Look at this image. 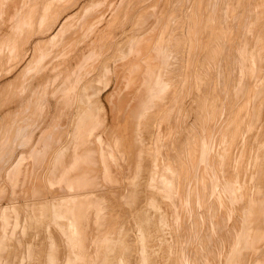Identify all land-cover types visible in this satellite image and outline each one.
<instances>
[{
    "label": "rangeland",
    "instance_id": "rangeland-1",
    "mask_svg": "<svg viewBox=\"0 0 264 264\" xmlns=\"http://www.w3.org/2000/svg\"><path fill=\"white\" fill-rule=\"evenodd\" d=\"M262 31L264 0H0V264H264Z\"/></svg>",
    "mask_w": 264,
    "mask_h": 264
},
{
    "label": "bare ground",
    "instance_id": "bare-ground-1",
    "mask_svg": "<svg viewBox=\"0 0 264 264\" xmlns=\"http://www.w3.org/2000/svg\"><path fill=\"white\" fill-rule=\"evenodd\" d=\"M11 6V5H10ZM6 14V13H5ZM104 13H102V12H100V11H94V12H92V13H90L88 16H87V18H86V20H85V22L83 23L84 24V27H89V25H91L92 23H93V21L96 19V18H98L99 16H102ZM6 18V17H5ZM253 23V22H252ZM216 24V23H215ZM83 27V26H82ZM215 27V26H214ZM213 27V28H214ZM219 27V26H218ZM220 29V28H219ZM81 30H82V28H81ZM81 30H79L78 31V33H77V37L79 38L80 37V35L79 34H81ZM220 32V31H219ZM231 32V31H230ZM263 32V31H262ZM224 33V32H223ZM220 34V33H219ZM263 34H264V32H263ZM241 35V34H240ZM199 36V35H198ZM207 36V35H206ZM213 36V35H212ZM256 36V35H255ZM203 37V36H202ZM72 38V37H71ZM71 38H69V40L71 39ZM214 38H215V36H214ZM207 41V40H206ZM252 41V40H251ZM215 42H216V40H215ZM237 42V41H236ZM239 42V41H238ZM220 43H221V41H220ZM204 44H206V42L204 43ZM211 45V44H210ZM215 45V44H214ZM221 45V44H220ZM213 46V45H212ZM215 47V46H214ZM214 47H213V49H214ZM204 48V47H203ZM220 48V47H219ZM250 48V47H249ZM248 48V49H249ZM208 49H210V47H208ZM230 49V48H229ZM212 50V49H211ZM217 50V49H216ZM206 51V50H205ZM208 51V50H207ZM206 51V52H207ZM213 51H215V50H213ZM205 52V53H206ZM209 52V51H208ZM207 52V53H208ZM216 52V51H215ZM253 52V51H252ZM255 52V51H254ZM210 54V53H209ZM216 54V53H215ZM214 55V54H213ZM232 55V54H231ZM254 55V54H253ZM210 56H211V54H210ZM224 56H226V55H224ZM251 56H252V54H251ZM264 56V55H263ZM220 59V58H219ZM226 59V58H225ZM236 59V58H235ZM217 60V59H216ZM231 60V59H230ZM229 60V61H230ZM225 62V61H224ZM224 62H223V64H224ZM232 63V62H231ZM251 63V62H250ZM255 63V62H254ZM203 64V63H202ZM215 64V63H214ZM234 64V63H233ZM237 63H235V65H236ZM216 66V65H215ZM230 66H232V65H230ZM234 66V65H233ZM232 66V67H233ZM201 67V66H200ZM207 67V66H206ZM205 67V68H206ZM224 67V66H223ZM235 67V66H234ZM233 67V68H234ZM237 67H238V65H237ZM242 67V66H241ZM255 67V66H254ZM204 68V67H203ZM216 68V67H215ZM247 68V67H246ZM250 68H251V66H250ZM263 68V71H264V67H262ZM261 68V69H262ZM203 71V70H202ZM216 71V70H215ZM221 71V70H220ZM226 71H228V70H226ZM225 71V72H226ZM205 72H208V71H205ZM204 73V72H203ZM210 73V72H209ZM222 73H223V71H222ZM232 73V72H231ZM239 73V72H238ZM214 74H215V72H214ZM234 75H235V73H233ZM254 74V73H253ZM221 76V75H220ZM237 76V75H236ZM233 77V76H232ZM231 78V77H230ZM237 78L239 79L240 77H238L237 76ZM236 78V81L238 80ZM206 78H204V80H205ZM211 79V78H210ZM223 80H225V77L224 78H222ZM235 78H233V80H234ZM249 79V78H248ZM248 79H246V80H248ZM220 80H221V78H220ZM230 80H232V79H230ZM239 81V80H238ZM221 82H222V80H221ZM235 82V81H234ZM240 82V81H239ZM215 83V82H214ZM213 83V84H214ZM220 83V82H219ZM223 83V82H222ZM225 83V82H224ZM229 83V82H228ZM201 84V83H200ZM207 84V83H206ZM205 84V85H206ZM235 84H237L236 82H235ZM234 84V85H235ZM239 84V83H238ZM214 85H216V84H214ZM199 86V85H198ZM202 87V86H201ZM213 87V86H212ZM211 87V88H212ZM208 89V88H207ZM205 92V91H204ZM231 92V91H230ZM225 93V92H224ZM203 94V93H202ZM221 94V93H220ZM211 95V94H210ZM209 95V96H210ZM229 95V94H228ZM217 96V95H216ZM224 97V96H223ZM211 98V97H210ZM223 100V99H222ZM232 100V99H231ZM210 101V100H209ZM198 109V108H197ZM205 111V110H204ZM226 112V111H225ZM234 112V111H233ZM115 116H113L112 115V118L114 119V120H116V123L114 124V125H112V127L110 128V129H112V130H109V132H108V137H109V140L111 141V143H113V145H114V147H115V150L117 151V153L119 154V156L120 155H123V154H125V157H127V156H129V155H131V153L129 152L131 149H132V147H131V145L133 144H130V138H128L127 137V131H125L124 129H123V127H124V123H122V116L118 113V111L116 110L115 111ZM213 113V112H212ZM220 113V112H219ZM223 113V112H222ZM244 113V112H243ZM221 114V113H220ZM218 115V114H217ZM223 117V116H222ZM198 120V119H197ZM212 120H213V118H212ZM223 121V120H222ZM213 123V122H212ZM245 123V122H244ZM184 124V123H183ZM204 124V123H203ZM228 124V123H227ZM234 125V124H233ZM196 126V125H195ZM173 127V126H172ZM181 127H183V126H181ZM212 127V125L210 126V128ZM219 127V126H218ZM197 128V127H196ZM213 128V127H212ZM233 128V127H232ZM214 129H215V127H214ZM214 129H213V131H214ZM211 130V129H210ZM218 130H219V128H218ZM237 130V129H236ZM204 131V130H203ZM181 132V131H180ZM193 132V131H192ZM200 132V131H199ZM207 132V131H206ZM210 132V131H209ZM207 133V134H210V133ZM235 132V131H234ZM216 133V132H215ZM219 133V132H218ZM233 133V132H232ZM187 134H188V132H187ZM254 134V133H253ZM200 135V134H199ZM212 135V134H211ZM213 135H216V134H214L213 133ZM232 135V134H231ZM201 136V135H200ZM207 136V135H206ZM206 136H204V138L206 137ZM218 136V135H217ZM233 137V136H232ZM207 138V137H206ZM209 138V137H208ZM207 138V139H208ZM252 138V137H251ZM189 139V138H188ZM214 139V138H213ZM236 139V138H235ZM200 141H202V140H200ZM211 141V140H210ZM212 142V141H211ZM216 142V141H215ZM235 144V143H234ZM237 144H239V143H237ZM248 145V144H247ZM249 145H251V143H249ZM134 147H135V145H133ZM216 146V145H215ZM238 146V145H237ZM262 146V145H261ZM183 147V146H182ZM264 148V147H263ZM80 149V148H79ZM212 144H210V143H205L204 141H202V145H201V150L199 151L200 153V164H201V166H202V168H203V170H205L207 173H208V182H209V195H210V197H213L214 198V202L216 201V203H217V208L218 209H222V210H224L223 208L225 207V203H224V198H223V193H222V191H220L219 190V183H220V181H219V179H218V176L216 175L217 173H215V171H214V169L212 168V166L210 165V161L209 160H211L210 159V153H211V151H212ZM234 149V148H233ZM262 152V151H261ZM197 154H198V152H197ZM230 154V153H229ZM237 154V153H236ZM232 155V154H231ZM258 155V154H257ZM178 156V155H177ZM254 157V156H253ZM254 159V158H253ZM231 160V159H230ZM244 163V162H243ZM231 164V163H230ZM252 164V163H251ZM241 165H242V163H241ZM173 166V165H172ZM177 166V165H176ZM174 167V166H173ZM215 167V166H214ZM242 167V166H241ZM239 169V168H238ZM204 171V172H205ZM239 171V170H238ZM245 171V170H244ZM240 173H241V171H240ZM229 175V174H228ZM248 175V174H247ZM196 179V178H195ZM246 180V179H245ZM263 181V180H262ZM179 182V181H178ZM222 182V181H221ZM240 183V182H239ZM223 185V184H222ZM246 185V184H245ZM173 188V187H172ZM223 188V187H222ZM229 189V188H228ZM224 191H225V189H224ZM228 191V190H227ZM225 194V193H224ZM227 194V193H226ZM153 197H154V195H153ZM228 197V196H227ZM232 197V196H231ZM145 199V198H144ZM228 199V198H227ZM262 199V198H261ZM231 200H233V199H231ZM236 200V199H235ZM226 201V200H225ZM234 201V200H233ZM126 202V201H125ZM147 202V201H146ZM237 202H239V201H237ZM128 204V203H127ZM135 204V203H134ZM228 204V203H227ZM136 205V204H135ZM159 205V204H158ZM162 205H164V204H162ZM229 205V204H228ZM239 205V204H238ZM161 206V205H160ZM203 206V205H202ZM237 206V205H236ZM241 206V205H240ZM246 206V205H245ZM105 208V207H104ZM116 208V207H115ZM136 208V207H135ZM165 208V207H164ZM234 208V207H233ZM236 208V207H235ZM238 208V207H237ZM236 208V209H237ZM124 209V208H123ZM227 209H228V207H227ZM239 209V208H238ZM244 209V208H243ZM149 210V209H148ZM155 210V209H154ZM157 210V209H156ZM166 210H167V208H166ZM194 210V209H193ZM140 211V210H139ZM230 211V210H229ZM238 211V210H237ZM240 211V210H239ZM238 211V212H239ZM256 211V209H254V212ZM108 212V211H107ZM145 212V211H144ZM143 212V213H144ZM153 212V211H152ZM169 212V211H168ZM226 212H227V210H226ZM233 212H235V211H233ZM242 212V211H241ZM240 212V213H241ZM131 213V212H130ZM133 213V212H132ZM142 213V212H141ZM232 213V212H231ZM251 213V212H250ZM144 214H146V213H144ZM168 214V213H167ZM244 214H245V212H244ZM89 215V214H88ZM162 215V214H161ZM91 217V216H90ZM114 217V216H113ZM164 217V216H163ZM233 217L234 216H232V219H233ZM237 217H238V214H237ZM252 218H253V216H251ZM138 218V217H137ZM144 218V217H143ZM248 218H250V216L248 217ZM248 218H246V219H248ZM245 219V218H244ZM90 220V219H89ZM89 220H87V222L89 221ZM131 220V219H130ZM166 220V219H165ZM231 220V219H230ZM235 220V219H234ZM240 220V219H239ZM170 221V220H169ZM246 221V220H245ZM132 222V221H131ZM145 222V221H144ZM207 222V221H206ZM237 222V221H236ZM244 222V221H243ZM147 223V222H146ZM246 223H247V221H246ZM246 223H245V225H246ZM248 223H251V222H248ZM244 224V223H243ZM242 224V225H243ZM158 225V224H157ZM166 225V224H165ZM227 225V224H226ZM240 225H241V222H240V224H239V227H240ZM248 225V224H247ZM246 225V226H247ZM146 226V225H145ZM149 226V225H148ZM147 226V227H148ZM190 226H192V225H190ZM127 227V226H126ZM159 227V226H158ZM169 227H171V226H169ZM122 228V227H121ZM130 228V227H129ZM236 228V227H235ZM103 229V228H102ZM147 229V228H146ZM225 229H226V226H225ZM233 229V228H232ZM239 229V228H238ZM240 229H241V227H240ZM253 229V228H252ZM136 230V229H135ZM156 230V229H155ZM236 230V229H235ZM247 230H248V228H247ZM142 231V230H141ZM229 231V230H228ZM244 231V230H243ZM255 231V230H254ZM254 231H253V234H254ZM102 232V231H101ZM109 232V231H108ZM123 232V231H122ZM232 232V231H231ZM242 232V231H241ZM248 232V231H247ZM262 232V231H261ZM110 233V232H109ZM239 233V232H238ZM252 233V232H251ZM250 233V234H251ZM256 233V232H255ZM139 234V233H138ZM155 234V233H154ZM158 234V233H157ZM175 234V233H174ZM125 235V234H124ZM130 235V234H129ZM143 235V234H142ZM148 235V234H147ZM163 235H166V234H163ZM246 235H248V233L246 234ZM246 235H244V236H246ZM118 236V235H117ZM151 236V235H150ZM157 236V235H156ZM251 236L253 237L254 236V238L256 237L255 235H252L251 234ZM250 235H249V237H251ZM125 237V236H124ZM133 237V236H132ZM154 237V236H153ZM159 237V236H158ZM163 237V236H162ZM251 237V238H252ZM103 238H104V236H103ZM106 238V237H105ZM149 238V237H148ZM239 238V237H238ZM245 238V237H244ZM107 239V238H106ZM105 239V240H106ZM158 239V238H157ZM227 239V238H226ZM250 239V238H249ZM249 239H248V241H249ZM257 239V238H256ZM254 240V241H256L257 242V240ZM103 240V239H102ZM123 240H124V238H123ZM147 240V239H146ZM164 240V239H163ZM229 240H230V237H229ZM246 240V239H245ZM117 241V240H116ZM122 241V240H121ZM142 241V240H141ZM145 241V240H144ZM149 241V240H148ZM233 241H234V239H233ZM247 241V240H246ZM247 241V242H248ZM250 241H251V239H250ZM103 242V241H102ZM101 242V247H102V243ZM150 242V241H149ZM156 242V241H155ZM230 242V241H229ZM105 243V242H104ZM117 243V242H116ZM127 243H128V241H127ZM130 243V242H129ZM152 243V242H151ZM232 243V242H231ZM255 243V242H254ZM114 244V243H113ZM122 244V243H121ZM176 244V243H175ZM225 244V241H224V243H223V245ZM233 244H234V242H233ZM232 244V245H233ZM248 244H250L249 242H248ZM103 245H105V244H103ZM119 245V244H118ZM143 245H144V243H143ZM151 245V244H150ZM226 245V244H225ZM255 245V244H254ZM107 246V245H106ZM111 246H112V244H111ZM123 246H124V244H123ZM125 246H126V244H125ZM134 246V245H133ZM231 246V245H230ZM241 246V245H240ZM250 246H251V244H250ZM101 247H100V249H101ZM153 247H155V246H153ZM233 247V246H232ZM248 247H249V245H248ZM254 247V246H253ZM102 248H104V247H102ZM119 248H120V246H119ZM118 248V249H119ZM125 248V247H124ZM124 248H123V250H124ZM143 248V247H142ZM235 248H237V244H234V250L232 249L230 252H228V254H227V258L224 260L225 261V263L226 264H234V256H235V251H236V249ZM245 248H247V247H245ZM111 249H114V247L113 248H111ZM117 249V250H118ZM202 249V248H201ZM205 249V248H204ZM238 249H239V247H238ZM143 250V249H142ZM148 250V249H147ZM155 250V249H154ZM105 251H106V249H105ZM111 252H113V254H115L114 253V250H110ZM122 251V250H121ZM157 251V250H156ZM160 251V250H159ZM162 251V250H161ZM174 251V250H173ZM221 251V250H220ZM245 251V250H244ZM100 252H104L103 250L101 251L100 250ZM109 252V251H108ZM110 252V253H111ZM116 252V251H115ZM119 252V251H118ZM133 252V251H132ZM142 252V251H141ZM143 253V252H142ZM146 253V255L145 254H143L144 255V258L142 259L141 258V264H148L149 262H150V260L149 259H145V257L148 255L147 253L148 252H145ZM163 253V252H162ZM196 253V252H195ZM245 253V252H244ZM244 253H242L243 255H244ZM247 253V252H246ZM245 253V255H248V254H246ZM54 254V253H53ZM52 254V255H53ZM58 254V253H57ZM105 254V253H104ZM106 254L107 255H110V254H108L107 252H106ZM112 254V253H111ZM117 254H119V253H117ZM134 254H135V252H134ZM220 254V253H219ZM241 254V255H242ZM107 255H105L104 257H103V255L101 254L100 256H102V257H100L101 259H100V264H110L113 260H115L114 258L116 257H112V259H111V257L110 256H107ZM116 255V254H115ZM132 255V254H131ZM142 255V256H143ZM155 255V254H154ZM164 255V254H163ZM216 255V254H215ZM221 255V254H220ZM224 255V254H223ZM56 255H54L53 257H55ZM113 256V255H112ZM120 256V255H119ZM128 256V255H127ZM148 256H150V254L148 255ZM147 256V257H148ZM156 256H157V254H156ZM188 256V255H187ZM52 257V258H53ZM109 257V258H108ZM131 257V256H130ZM129 257V258H130ZM140 257V256H139ZM159 257V256H158ZM161 257V256H160ZM164 257V256H163ZM174 257V256H173ZM176 257V256H175ZM243 257V256H242ZM246 257V256H245ZM72 257H70V259H71ZM124 258V257H123ZM149 258V257H148ZM217 258V257H216ZM220 258V257H219ZM54 259V260H53ZM52 260H53V263L55 264V263H58L57 262V260L59 259L58 257L57 258H53ZM140 259V258H139ZM139 259H138V261H139ZM242 259V261H243V258H241ZM240 259V260H241ZM119 260H122V259H120L119 258ZM123 260H125V259H123ZM152 260V259H151ZM157 260V259H156ZM71 261V260H70ZM73 261V260H72ZM169 261V260H168ZM241 261V262H242ZM116 262V261H115ZM118 262V261H117ZM122 263H123V261H121ZM128 262V261H127ZM154 262V261H153ZM158 262V261H157ZM156 262V263H157ZM161 262V261H160ZM165 262V261H164ZM164 262H162V263H164ZM172 262V261H171ZM187 262V261H186ZM197 262V261H196ZM245 262V261H244ZM244 262H243V264H244ZM121 263V264H122ZM124 263H125V261H124ZM129 263V262H128ZM159 263V262H158ZM168 263H170V262H168ZM198 263V262H197ZM112 264V263H111ZM115 264V263H114ZM118 264H120V262L118 263ZM152 264H154V263H152ZM174 264V263H173ZM186 264V263H185ZM242 264V263H241Z\"/></svg>",
    "mask_w": 264,
    "mask_h": 264
},
{
    "label": "crops",
    "instance_id": "crops-1",
    "mask_svg": "<svg viewBox=\"0 0 264 264\" xmlns=\"http://www.w3.org/2000/svg\"><path fill=\"white\" fill-rule=\"evenodd\" d=\"M20 26V25H19ZM10 28H4L3 30H9ZM12 37V34H6V35H2L1 36V39H0V49H1V52L3 54H9L11 52L10 49H13V46H11V42L12 40H9V38ZM13 51V50H12ZM0 52V54H2ZM73 80V81H72ZM57 83V82H56ZM100 83V81L98 82ZM64 84V85H62ZM72 84H74V78H69L68 81L64 82V83H61V85L57 88L55 94L56 95H60V94H63V93H68V90L72 87ZM100 86V85H99ZM97 86V87H99ZM100 92V91H99ZM84 93L85 94H89L90 91H89V87L86 88V90H84ZM57 111V109L55 110ZM49 116L51 117L52 119V113H51V109H49ZM56 113V112H55ZM50 119V120H51Z\"/></svg>",
    "mask_w": 264,
    "mask_h": 264
}]
</instances>
